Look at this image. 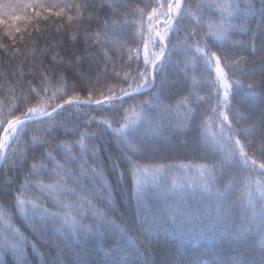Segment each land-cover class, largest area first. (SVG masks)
<instances>
[{
	"label": "trees",
	"instance_id": "16d2710c",
	"mask_svg": "<svg viewBox=\"0 0 264 264\" xmlns=\"http://www.w3.org/2000/svg\"><path fill=\"white\" fill-rule=\"evenodd\" d=\"M34 2L0 0V19L4 21L0 24V121L11 119L10 113L20 115V111L25 110L22 100L35 96L30 84L43 83L48 91L42 94V101L37 97L27 106L42 102L49 107L62 102L49 101L53 92L57 96L78 93L81 101L87 98L89 89L93 92V100H103L110 95L108 89L111 87L117 93L120 88L131 92L128 84L135 87L133 79L137 70H145L144 45L148 46L149 60L154 58L152 53H159L155 33L163 34L167 17L158 15L149 20V14L157 3L166 5L167 0H63L64 3L87 5L80 9L82 15L78 19L75 9L66 10V14L57 17L54 13L58 9L55 8L36 17L34 13L41 10L28 7ZM42 2L58 3L60 0ZM254 2L255 10L245 19L231 20L232 24L243 23L245 29L231 30L225 43L214 40L211 35L205 36L214 31L222 19L220 12L210 6V0H187L186 9L191 8L199 20L195 25L197 36L185 39L194 26V18L187 12L173 21L163 57L164 71L157 76V88L134 95L132 99L124 98V108L131 109L123 114L128 119H135L134 113L139 112L135 106L159 90L161 84L164 102L173 105L171 112L157 116L162 128L160 134L153 136L152 132H147L144 152L133 155L127 151L112 130L119 126L117 123L113 122L111 127L100 123L105 118L110 122L122 120L121 113L107 110V102L103 106L65 105L60 114H53L56 123L64 122L59 131L47 136L43 132L44 124H32L31 131L19 144L13 142L15 154L10 149L0 150V156L9 158L8 163L0 159V206L9 208L11 220L10 224L0 221V241L7 233L13 242L23 243L20 255L12 250L0 251V264H264V228L239 202L240 180L249 173L244 172L238 159L228 162L221 181L226 183L229 178L236 181L228 197L233 208L226 221L212 224L215 202L197 186L201 168L218 164L225 158L226 153L220 145L226 149L228 136L237 128L248 126L247 122L236 124L233 113L251 114L252 120L259 121L261 110H264L260 71L264 67V51H250L253 43L259 49L264 40V15L261 14L264 0ZM113 8L118 10L116 15H113ZM138 9L143 10V15ZM164 10L157 8L158 13ZM68 15L74 17L73 21H68ZM14 16L21 19L14 20ZM106 20L109 21L107 28ZM113 20L118 21L117 25L111 24ZM17 26L20 32L15 31ZM125 35V47L118 48L111 43L113 37ZM205 43L208 50L221 57L223 80L214 60L195 51L197 44L204 49ZM240 56L246 57V62L241 61L239 67L232 66V59ZM225 57L230 58L227 67ZM114 68L120 73L119 78L113 74ZM148 70L151 71L150 65ZM61 72L67 80L62 92L57 91ZM41 73L47 79L41 81ZM126 74L128 83L123 82ZM225 82L231 85L227 98L231 107L224 103ZM249 83L256 86L249 90ZM250 91L254 95H249ZM220 112H227L233 119L231 129L226 123L222 125ZM5 128L6 123L0 127V139L5 135ZM82 132L90 137L86 140L88 150L83 153L75 143ZM33 135H43L49 141L48 146L21 156L20 149ZM256 141L258 147L259 134ZM66 142L71 152L57 147ZM246 150L252 155L251 149ZM48 152L54 159L46 157ZM125 154L136 160L142 169L135 178L127 170ZM82 155L86 162L81 160ZM34 163L44 167L32 173ZM82 163L86 169L83 175ZM93 168L98 175L93 174ZM215 175L219 181L222 173L218 169ZM251 175L253 179L264 180L258 174ZM26 176L31 177L33 185L37 181H43L46 186L59 183L60 190L24 185ZM137 181L144 188L139 201L135 194ZM173 183L184 185L176 191L183 204L197 213L189 222L173 219L169 213L171 193L166 194L164 190ZM22 185L28 194L26 198L36 201L41 206L40 211L47 209L62 216L69 209L61 206L71 204L72 214L86 230L73 234L67 226L61 229L60 219L51 216L45 226L40 216H33L31 205L27 209L28 216L22 214L12 206L17 189ZM81 197L87 205L86 211L81 210ZM97 209L104 214L103 220L97 216ZM154 217L161 218L160 224L147 232L148 223Z\"/></svg>",
	"mask_w": 264,
	"mask_h": 264
},
{
	"label": "snow or ice",
	"instance_id": "6c2138e0",
	"mask_svg": "<svg viewBox=\"0 0 264 264\" xmlns=\"http://www.w3.org/2000/svg\"><path fill=\"white\" fill-rule=\"evenodd\" d=\"M187 0H167L166 5L163 3H157V7L152 8L151 14H149V20L152 19L153 16L164 15L167 19L164 21L165 29L163 34L159 31L155 33L158 38V44L160 46L159 53H152L154 57L152 60H149V51L147 44L144 45V64L145 70L143 72L137 70V74L133 79V83L135 87L132 86V83L128 84L129 88H132V91L129 92L124 88H120L119 93L114 91V87L108 89L111 93L110 95L104 96V99H96L93 100V92L91 89L88 90V96L85 100L81 101L79 94L68 95L64 93L62 95L57 96L56 92H53L51 96L48 97L49 101H62L57 103L50 104L49 107L43 106L42 102H38L35 106H27L28 103L33 99H37V97L43 99L42 94H46L48 91V87L41 83L39 86L29 85L30 91L35 93V96L25 97L22 100V104L25 107V110L20 111V115H12L11 119H7L5 121H0V127L4 123L7 124V128L4 129L5 135L3 139H0V150L10 149L15 154V150L12 148L13 142L19 144L21 140H23L29 131H31L30 125L32 124H44L45 127L43 132L47 134V136H51L53 131H59L60 127L63 126L64 122L56 123L55 114H60V112L65 108V105L69 106H83L95 104L97 106H103L105 102H107L108 109L113 114H122L121 121H112L105 118L100 121L107 125L108 127L112 126V123H117L119 126L113 128V132L116 134V138L120 140L122 144H125L127 151L132 152L133 155L136 153H142L146 150L145 142L147 141V132H152L153 136L160 134L162 128L161 124L157 120V116H162L164 113L171 112L173 110V105L164 102V93H163V84L156 92L152 93V95L145 100L140 101L135 107L139 108V112H135V119H128L126 114L131 109L124 108V104L126 103L125 97L129 99L134 98V95L145 94L151 92L152 89L157 88L156 80L159 73L164 71V61L163 57L166 55L167 49V41H168V33L171 31L172 22L178 21L182 15L187 12V15L194 18V26L190 32L186 34L185 39L193 38L197 36L196 24L199 23L198 18H195V14L193 13L191 8L185 7ZM243 5V6H242ZM210 6L217 9L221 14V22L215 25V30L211 33H205V36L211 35L212 38L216 41L227 42L230 38V32L234 29H240L243 31L245 29V25L243 23L232 24V19L243 20L255 10V2L254 0H210ZM28 7H32L34 9H40V12H35L34 15L36 17H40L42 13H46L51 9H58L54 14L59 17L62 14H66V10L71 11L75 9L77 12V19L80 18L82 13L80 12L81 8H86V4H76V3H64L63 0H60L58 3H49L42 2V0H35L34 3L29 4ZM124 7V5H121ZM157 8L165 9L163 12L158 13ZM117 9L113 8V15L117 14ZM143 15V10L138 9ZM261 14L264 15V3L261 4ZM14 20L19 21L21 19L20 16H14ZM47 19V17H45ZM68 21H73L74 17L71 15L67 16ZM4 21L0 19V24H3ZM118 21L113 20L111 24L113 26L117 25ZM105 27H109V21L104 22ZM16 32H20V27L15 28ZM11 32L8 35L11 36ZM99 35V34H97ZM75 38V37H74ZM127 41V36H115L113 37L111 43L115 47H125ZM99 43V39L96 41ZM264 51V40L261 41L259 49L256 44L253 43L251 45L250 51L255 53L256 51ZM18 51V50H17ZM195 51L202 52L204 55L208 57V59L214 60L217 71L220 74V79H224V73L220 71L221 65V57L217 55L216 52H212L208 50V45L205 43V48L201 49L197 44ZM139 57V50H137V59ZM129 59H132L130 56ZM228 57H225V66L227 67ZM264 59V57H262ZM241 61L246 62V57L240 56L236 59H232V66L239 67ZM149 65L151 66V71H149ZM261 71V82L264 84V67L260 69ZM56 75L55 71L53 73ZM113 74L119 78L120 73L113 69ZM254 78V75H253ZM47 79L45 74L41 73V81ZM161 80H164V77H161ZM124 83H128L127 74L123 81ZM58 83L60 84V88L57 91L62 92L65 87H67V80L64 73L58 74ZM240 84V81L236 82ZM243 86V85H241ZM256 85L255 83H249L247 88L251 90ZM73 88L76 87L75 84L72 85ZM224 87V97L226 98L224 103L231 107V102L227 99L229 96V89L231 85L227 82L223 84ZM39 89V90H37ZM103 96L104 94L101 93ZM249 95H254V93L249 92ZM219 116L221 118V123L227 124L228 128H232L233 119L236 124L240 125L242 122H247V127H240L235 130L234 134H230L227 138L228 146L225 149L224 145H220V148L225 151L226 155L224 159H221L218 164L208 165L201 168L199 180L197 182V186L201 187L203 192L208 194V197L211 198L212 201L215 202V213L211 218L212 224L224 222L229 217L232 208L233 202L229 201V194L232 192L233 187L236 183L235 178H229L226 183H221L223 181V171L227 166L229 161H235L238 159L240 166L244 169L245 173H249V175H244L240 184L242 187V191L239 197V202L241 205L245 206L250 210L253 219L258 221L259 226L264 228V180L253 179L251 174H258L261 177H264V110H261V117L259 121L252 120V115H245L239 111L233 113V119L229 118V114L227 112H220ZM142 131L144 135L142 136ZM221 132H223V128H221ZM259 134V146L257 147L256 137ZM241 136L244 139H241ZM88 133L82 132L79 136V139L75 142L79 145L80 149L83 152L88 150V145L86 140L89 139ZM207 138V137H206ZM212 138L215 139V134L212 135ZM48 139L44 138L43 135H33L31 137V141L25 144V147L20 149V155L24 156L27 152H34L37 148H45L48 146ZM58 148L67 149L71 152V147L66 142L64 144L58 145ZM246 149L252 150V155L249 154V151ZM46 157L48 159H54L51 152L46 153ZM125 158L128 162L127 170L130 172L133 178L137 176L138 173L142 171L141 167L136 163L131 156H127L125 154ZM0 159H3L5 163H8L9 158L5 156H0ZM81 160L86 162V158L84 155L81 156ZM15 163L13 162V167ZM58 167H63V165H57ZM44 167L43 164L39 166L37 164H32L31 172L36 173L39 169ZM220 170L222 175L220 180L218 181L216 178L217 170ZM94 175H98L97 170L95 168L92 169ZM81 174H86V169H84L83 163L81 164ZM62 179V178H61ZM24 185L34 186L38 189H47L50 191H59L60 184L53 183L50 185H44L43 181H37L35 185L32 184V179L30 176H26L24 178ZM24 185L17 189V195L14 199L13 207L17 208L22 214L28 216V207L31 205L33 216H40V218L45 222L48 217H58L60 219V228L63 229L67 226L68 230L77 234L81 230H86V226L82 225L77 219L76 216L72 214V205L71 204H63L61 207L64 209H69L65 211L62 216L59 213H51L47 209H42L40 211L41 206L37 204L34 200L27 199V193L23 190ZM192 185H188L191 187ZM184 185H179L173 183L169 189H165V193H171L170 199L172 203L169 208V213L173 219H180L182 222H189L191 219H194L197 215L193 209L186 206L182 202V197L179 192L176 191L177 188H183ZM136 196L138 201L144 195V188L142 184L137 181V190ZM81 210L86 211L87 205L83 203L84 198L81 197ZM246 202V203H245ZM97 216L103 220L104 214L101 213L98 209L96 210ZM160 217H154L153 220L148 223L146 228L147 232H151L153 227L158 226L160 224ZM0 221H3L5 224H10V216H9V208L6 206H0ZM18 232V230H16ZM9 250L15 251L17 255L22 254L23 251V243L22 241L13 242L8 238L7 233H5L3 240L0 241V251L7 252Z\"/></svg>",
	"mask_w": 264,
	"mask_h": 264
}]
</instances>
